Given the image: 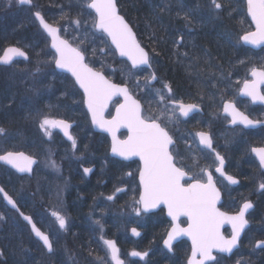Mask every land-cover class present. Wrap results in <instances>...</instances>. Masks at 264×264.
<instances>
[{
    "label": "snow or ice",
    "instance_id": "obj_1",
    "mask_svg": "<svg viewBox=\"0 0 264 264\" xmlns=\"http://www.w3.org/2000/svg\"><path fill=\"white\" fill-rule=\"evenodd\" d=\"M86 9L94 12L92 19L93 29L107 36L110 39L111 45L114 46L115 53L120 57L126 58L131 62L132 68L140 66L152 67V57L149 52L141 46L137 40L132 28L126 22L125 18L119 14L115 0H80ZM13 0H7L10 7ZM21 5L31 4V0H18ZM209 8L211 14L216 17H221L225 14L231 16V0H209ZM161 12L169 11L167 4L161 7ZM247 12L251 16L252 23L255 24V31H250L243 35L241 39L252 45L264 44V0H247ZM83 11L79 12L77 17L71 20V24L75 25V30L78 31L84 28L87 31V21L82 20ZM35 18L39 21L43 30L51 38V49L54 50L50 63L55 65V68L64 70L71 74L75 79V84L83 90L84 103L87 106L88 112L91 114V122L101 131L108 133L111 136V153L114 156L121 157L123 160H129L133 157H138L140 168L138 169V189L139 198L133 197V210L137 216L142 213H147L153 209L160 208L161 205L167 209V215L172 220V228L167 233V239L164 240L165 246L169 251L173 250V241L178 237L186 236L191 241V252L187 259V264H221V259L213 255V252L232 254L233 249L237 247L241 233L249 225V220L246 214L250 209L254 208L253 203L245 201L234 215H229L220 210L217 205L220 202L221 193L216 187L212 174L207 173L206 181L196 179L190 176L188 171L182 166H178L176 157L179 152L172 150L175 141L170 135L167 124L173 117H189L190 113L201 111V104L197 102L186 103L184 99L177 98L173 86L170 82L162 81L153 71L148 76L144 77V85L137 83L136 87L154 89L153 95L155 103L159 109V115L145 117L144 108L140 99H137L130 92L127 85L116 84L106 78L102 71L96 70L94 67L86 63L87 49L73 47L68 39L61 37L62 28L45 20L44 16L36 11ZM180 16V13H177ZM187 27L192 26L191 10L183 13L181 17ZM61 20L65 19V15H61ZM58 23V22H57ZM65 32L67 29H63ZM102 39V37H101ZM184 35L180 34L178 39L173 41L176 48L175 55L188 58L192 63L189 68L196 71H201L199 67V57L190 56L189 52H180L184 44ZM156 42H159L157 40ZM97 49L93 48L92 54H96ZM103 51V49H100ZM153 52L159 55L155 49ZM113 53V54H115ZM40 53H37L39 56ZM208 56L209 53H205ZM17 57L29 60L27 52L19 47H8L3 49V54L0 55V65L13 66ZM49 63V61H44ZM40 63L39 61L37 62ZM243 63V62H241ZM104 65L101 64V68ZM209 68L212 65H208ZM41 71L37 66L32 76ZM251 80L243 81L241 92L252 98L253 101L259 100L264 102V93L261 91V86H264V68H252ZM213 80L211 87L216 88L220 81L227 79L221 71L217 79L216 74L212 73ZM159 83L160 88H154V84ZM237 83H240L237 81ZM226 87V85H225ZM30 91L34 89H29ZM213 97L215 93L212 94ZM115 97H122L123 102L117 101L115 115L111 118L105 117V112L109 104ZM203 95L200 100L203 101ZM15 103L14 96L9 97L7 107ZM223 111L227 116L231 117L232 124H243L245 127L253 126L259 121H253L243 113L237 111L235 105L231 102L223 103ZM39 126L44 131L45 135L51 137L50 129L59 128L69 141L73 150L77 148L76 139L72 136L69 129L72 125L63 119H53L47 114L40 112L36 113ZM123 128L127 130L125 139H120L117 136L118 131ZM6 129L0 126V137L6 136ZM199 138V143L206 148H212V138L206 132H197L195 134ZM251 151L259 158L260 166L264 167V147L252 148ZM215 159L219 161V166L216 167V172L230 183L237 184L239 181L224 172L225 159L219 153H216ZM0 162L10 165L20 173H31L32 165L36 161L23 151H6L0 155ZM52 167H56L55 162H51ZM85 174L92 171L91 168L83 169ZM129 177L135 179L132 172L127 173ZM259 188L264 190V183H260ZM4 190L0 188V192ZM117 192L124 191L122 188H117ZM13 208H16V203L11 197L5 194L4 197ZM108 200H113L114 196L109 195ZM19 211V209H17ZM23 219L32 225V231L43 242V246L49 253L53 252V244L48 235L40 231L32 222L30 216L24 215ZM61 229L66 228V218L58 212H53ZM180 217H186L187 227H181L178 223ZM3 219V217H0ZM95 223L100 225V220ZM225 224L231 226L232 233L230 238H226L221 229ZM103 232V226L100 227ZM132 234L139 236L140 233L136 228H132ZM103 244L107 251L104 257H98L96 264H109L108 257L110 256L111 264H124L120 258L119 249L115 241L104 239ZM256 248L264 250V241H259L255 245ZM91 255V252L89 253ZM4 255L0 251V258ZM132 257H139L143 260L148 256V253L133 250L129 253ZM239 264V262H237Z\"/></svg>",
    "mask_w": 264,
    "mask_h": 264
},
{
    "label": "trees",
    "instance_id": "obj_2",
    "mask_svg": "<svg viewBox=\"0 0 264 264\" xmlns=\"http://www.w3.org/2000/svg\"><path fill=\"white\" fill-rule=\"evenodd\" d=\"M68 1L69 0H32L33 6L32 9H30L19 7L15 0H13V3L10 7L7 4V0H0V53L4 47L8 45H15L26 49L30 57L29 62L26 64L17 63L9 68L0 67V126L6 129L7 134L5 137H9L11 140L9 143H5L4 141L0 146V151L23 150L36 156V151L28 146L29 143L26 142L25 139L34 137L38 138V140L41 142L42 138L44 139V132L39 126L38 119L35 117V120L34 118L32 120L34 124H31L32 126L29 128V131L26 130L27 122L29 123L30 121H23L24 118H22V115H29V113H34V115H36L37 112H40L42 114L49 115L51 118L63 117L65 119L75 120L77 121L79 127H85L92 136L97 138L100 137V135H94L91 133L88 119L82 108L81 95L73 85L70 78L65 75L57 74L52 69V63H50V53L47 49L46 40L31 16L32 10H38L43 14L47 21L53 24H59V18L53 13L57 11V4L59 2L66 6ZM116 1L121 15H123L131 25L138 37V40L147 49L150 56L152 57V64L157 76L162 81L170 82L173 86L175 95L184 99L185 102L201 101L200 96H205L208 87L212 83L217 82L211 78L212 73L216 74L217 79L219 78L221 71L227 78L236 75L231 73L236 70V63L242 61L243 57L247 59L244 60V62H246L244 68L250 67L251 64L264 68V50L256 53V56H260L258 58L253 56L249 50L242 47L239 42L240 36L251 29L245 15V6L242 0H231V16L227 14L221 17L215 16L213 18L208 16L206 20L209 22L210 27L205 29L202 28L205 26L193 25L198 29L187 27L184 20H170V17L165 16L164 13L160 11L162 3L153 2L152 0H147L152 3L150 8L148 7L146 10L139 9V15H141L142 21L144 23V29H140L137 27V23L135 21L137 10L133 12L131 10V4L127 5L126 0ZM195 6L196 10L205 13V3L203 0H198ZM187 8V10L185 9L186 11L191 10L192 24L196 20L199 22L202 21V19L196 17L195 9L192 10L190 7ZM17 12L20 13V15H18ZM206 20H204L205 23ZM160 25H170L172 28H174V30H178L180 32H185L186 30L190 31L189 34L191 36V40L188 42L184 41L186 46L181 47L179 51H187L189 52L190 56L199 57V67L202 69L201 71H196L192 68H189V64L192 63V61H190L188 58L183 56L177 57L175 55L176 48L173 43L174 40L172 41L173 37L164 39L161 36L159 30ZM157 40H159V42H156ZM168 40L172 41V43L170 42L168 45H166L165 43ZM153 49H155L159 55H156L153 52ZM37 53H40V55L37 56ZM205 53H209V55L205 56ZM46 57H49V60H47L49 63L44 62ZM38 61L43 65L40 63L38 64ZM209 64L212 65L211 68L208 67ZM37 66L40 67L41 71L36 73L35 76H32L31 73L35 72ZM25 73L29 74L31 79L40 78V81L35 82L33 91H30L29 87L26 89L24 85L21 87V89L17 87L20 77H24L23 74ZM51 75L55 78L54 80L49 79V76ZM237 77H234L233 80H235ZM114 81H118V79L114 78ZM225 81L227 82L226 79ZM203 87H206V93L203 92ZM23 94H28V99L23 97ZM11 96H14L15 103H13L11 107H7L6 105L8 99ZM69 113H80V116L75 115V117H70ZM18 134L22 138H19L17 136ZM4 140H6V138H4ZM104 141L105 138L101 136L99 146L103 149L100 150V155L96 157L97 159L94 158V152L86 153L82 150L81 146H79L80 151H77L78 154L73 152L75 157L78 155H81L82 157V159L80 158V161L78 159L77 163L86 161L90 165L94 164L97 166L94 175L88 181L84 180L81 172H79V180L83 186L94 185L97 198L99 197V192L105 189L99 197L101 200L109 191L108 177H97L98 171L101 169V160H108V156L104 149ZM113 167L114 166H112V168ZM108 168H110V166H108ZM104 171L108 172L107 164L104 166ZM5 178H8L9 182L11 181L15 184L27 183L30 182V180L32 181V179L28 180V178L19 177L10 170L0 166V185L14 198L18 207L24 211V213L31 215L37 226L44 231L43 224L34 216L33 211L22 204L21 199L23 195L20 193L19 196V190L17 191L11 189L9 182H7ZM77 182L78 179L76 181L73 180L72 183L78 186ZM78 190H82L80 189V186H78ZM82 192L83 196H85V199L83 202H80L81 204L86 200V195L83 190ZM119 200L120 199L117 200V205ZM114 207L117 208V206ZM256 210L262 211V215L264 216V200L261 203H258ZM0 211L5 212L6 215H10V217L14 219L13 224L16 223L15 228L21 227L23 230V237L25 235L27 238V240L24 239L25 243H23V245L20 247L22 250L21 258L27 251V242L31 241L37 247H39L42 254L45 255L44 257L46 261L43 263L39 261L38 264H52L48 260L53 258L56 249L54 248V252L51 255L44 253L45 251L41 248L39 243L35 241L30 235L27 226L18 219L14 212L8 210L4 206L1 198ZM73 216L76 215L73 214ZM69 217L71 216L69 215ZM84 218L91 220L89 215L85 216ZM106 218H111V215H106V217L101 220L102 223ZM47 222L50 223L51 221L47 218ZM164 222V217L159 213L146 217V222L144 224L137 225L142 229L144 236L137 241L128 237L126 232L125 235L124 231H121L120 229H118L116 233L104 232V235L105 237H109L115 241L122 256H124L126 252H131L133 250L143 252L147 249L150 250V246H160L161 239L165 232V227L163 225ZM2 226L3 229H9L7 226ZM97 227H99V225H97L95 222H92L91 220L86 231L88 240L83 241V238H79L81 242L83 241L82 243L88 249L89 253L91 252V257L95 262L97 261L98 257L103 255L104 248L99 239L100 233H98ZM55 231L58 234V237L61 238L68 239L72 235H76L75 231L73 230V225H69V220L65 229L58 227ZM4 232L5 230L3 232L2 229L0 230V234L3 235ZM258 236V238H264V234H259ZM6 241H9V239L6 238L4 241L0 240V247L4 248ZM159 248L161 249V247ZM161 252L163 256L160 264H175V262L184 264L185 255L182 253V256L180 254L170 256L167 255L162 249ZM174 256L178 257L179 259H173ZM261 257L264 258V255ZM6 261L7 260H5V262ZM69 261L71 264H76L74 260L70 259ZM53 264L58 263L53 262ZM148 264H152V258L149 260Z\"/></svg>",
    "mask_w": 264,
    "mask_h": 264
},
{
    "label": "rangeland",
    "instance_id": "obj_3",
    "mask_svg": "<svg viewBox=\"0 0 264 264\" xmlns=\"http://www.w3.org/2000/svg\"><path fill=\"white\" fill-rule=\"evenodd\" d=\"M203 1L205 3L204 10L206 11V13H208V16H210V18L215 17L214 15L211 14L210 8L208 6L209 1L208 0H203ZM176 2L180 6H182V3L180 2V0H177ZM70 3H71L70 8H63V10H61L60 12H58V9H57V11L53 13L55 16L59 18L60 23L57 24V26L62 28L61 36L64 39H68L69 42L74 47H78L81 49H87L86 62L90 66H93L99 71L104 72L109 79L114 80V78H116L118 79L117 82L128 85L132 93L135 96H137L138 99H140L143 105V108H144L145 117L159 115L160 114L159 109H158L157 104L155 103V98L153 95L154 89L145 88V87H141V88L136 87L137 83H139L141 86L144 85L145 83L144 77L148 76L146 71L132 70L129 68V66L126 63L122 61H118L115 57V54H113L112 49L108 45L106 38L103 37L101 34H98L94 31L92 27L93 16L88 11V9L85 8L84 4L81 3L80 0H71ZM81 11H83L84 14L80 18L82 20L87 21V31L84 28H81L78 31H76L75 25L71 24V20L76 18L78 13ZM62 14L65 15V19L63 20L60 19ZM63 29H67V31L65 32ZM93 48L97 49L95 55L92 54ZM100 49H103V51H100ZM257 56L258 58L260 57L259 55ZM47 60H49V57L48 58L46 57L45 61ZM40 64L43 65L42 63ZM101 64L104 65L103 68H101ZM252 67H250L248 71ZM23 75L24 77L21 76L17 83V87L19 89H21L23 85L25 86L26 89L27 87H29V89H33L35 82L40 81V78L31 79L29 74L27 73ZM49 79L54 80L55 78L51 75L49 76ZM237 81L242 82V79L234 80L235 83H237ZM160 87H161L160 84H154V88H160ZM203 92L206 93V87H203ZM22 96L28 99V94L27 95L23 94ZM210 97H211L210 95H207L205 97L204 102L207 105L211 106L209 108L214 113L213 114L209 113L208 116L216 117V115H218V113H215L216 111L215 105H216L217 99L216 97H211V98ZM73 104H74V101H73ZM116 104L117 102L113 103L111 109L109 110L107 114L108 117L111 115L112 109L116 106ZM75 115L80 116V113H69L70 117H75ZM34 117L36 118V115H34V113H29V115H26V114L22 115V118H24L23 121L25 120L30 121L29 123L27 122L26 130L29 131V128L32 126L31 124H34L32 121ZM53 119H57V117H54ZM58 119H62V118H58ZM184 126L185 125L181 123L180 119L173 117L172 120L168 122L167 129L170 128L173 130L177 128V130H180V128H184ZM49 131L51 132V137H49L48 135H45L44 133V139L42 138L41 142L38 140V138H34V137L25 139L26 142L29 143L28 146L34 151H36L35 154L39 158L40 164L35 170L33 177L30 178L32 179V181L28 179L30 180V182L17 183L16 185H17V191L19 190L18 192L19 196H20V193L22 194V191H24L22 194L23 195L22 199H21L22 204L26 206L27 208L31 209L32 211H33V205L39 208H42V203L44 201L51 202L50 206L44 212L38 211L37 216L35 215L34 211L33 213H34V216L43 224L44 231L47 233L53 234V233H56L55 230L58 228L59 223L56 219L50 220L49 214H52L55 211L66 218V213L60 207L57 206L58 200H59V192H63L64 190L63 185L66 184L67 180H70L71 178L70 176L65 177L64 175L69 174L71 176H74V172L67 171L63 163L70 162L72 160H74L76 163L78 159L80 161V158L82 159V157L81 155L80 156L78 155L77 156L78 158H77L73 155V152L75 154H78V152L80 151L79 146H77V148L73 150L72 146H67L59 139L55 129H50ZM227 133L226 134H227L228 141L232 143L237 137L238 133L237 132H227ZM17 136L19 138H22L19 134ZM120 136H124V134H121ZM4 138H6V140H4ZM98 138H99L98 140L99 143L94 148V158L99 156L100 150L103 149L98 146L101 141V136ZM187 138L193 144L192 149L186 148V142L182 143L183 149L181 151L180 156H178V159L177 157L176 159H177V162L179 163L186 162L187 164H190L191 166L196 167L198 164H200V162L198 160L199 156L197 155L198 153L197 144L193 141L194 132L192 133L190 132ZM4 141L5 143L11 142L9 137H0V146L2 145ZM1 152L3 151H0V153ZM202 158L204 159L203 156ZM52 161L55 162L56 167L51 166ZM105 164H106L105 161L101 160V169L98 171V174H97L98 178H103V176H106L109 178L111 176V172L104 171ZM74 165L75 164H72L73 169H74ZM133 167L135 166L130 167V170L132 168V171H134L135 173L136 168H133ZM5 180L9 182L8 178H5ZM22 185H23V188H22ZM129 189L130 191L124 197L118 196L117 198H114V201L112 202H108V199L105 197L102 200H99V204L97 205L99 207L96 206V208H94L90 214V219L92 220V222H95L96 220H100V223H102L101 220L103 219L104 216L111 215V217L113 216L115 218V221L117 225L119 226V229L121 231H124V234L126 232L127 235H128L129 227L134 226V224L135 225L144 224L146 222V217L143 214H141L140 216H137L133 210V206H134L133 197L137 199L138 192L136 193L135 181H132L131 179H129ZM25 196H28V197H25ZM118 199L120 200L117 205ZM114 206H117V208H115ZM262 214H263L262 211L255 209L254 212H252L250 215V216H253L252 217L253 219L250 220L251 224H252V220H255L256 223L257 221L263 222L264 216ZM0 217H3V219H0V230L2 229V232L5 230L3 235L0 234V240L4 241L6 238L9 239V241L5 242L4 248L0 247V251H3L4 253L3 257L0 258V264H19L22 260L21 258L22 250L20 249V247L23 245V243H25L24 239L27 240V238L25 235L23 237V230L21 227L15 228L16 223L13 224L14 219L10 217V215H6L5 212L0 211ZM47 218L51 221L50 223L47 222ZM67 223L68 221L66 219V224ZM2 225L7 226L9 229L10 228L11 229L10 230L3 229ZM255 228L256 229H254V227L251 226L250 229L244 234L242 244H241V249L239 251L235 252L228 259L222 258V257L218 258V259L222 258L221 264H234L237 262H239V264H251V261H250L251 254H255L256 256L260 254V253H257L255 250L251 249L254 236L256 235V230H257V227ZM101 236H103V238L106 239L104 232L100 231L99 239L102 243L103 240L101 239ZM103 247H104L103 255L101 257H104L105 252L107 251L104 244H103ZM129 253L130 252H126V254L122 256L120 252V257L122 259H127L128 262H137L138 264H147L146 263L147 260L145 258L141 260L139 257L130 256ZM175 258L179 259L178 257L174 256L173 259ZM68 259L73 260L72 257H68ZM108 259H109V264H111L110 256L108 257ZM5 260H7L8 262L7 261L5 262ZM158 264H160V262ZM175 264H179V263L175 262Z\"/></svg>",
    "mask_w": 264,
    "mask_h": 264
},
{
    "label": "flooded vegetation",
    "instance_id": "obj_4",
    "mask_svg": "<svg viewBox=\"0 0 264 264\" xmlns=\"http://www.w3.org/2000/svg\"><path fill=\"white\" fill-rule=\"evenodd\" d=\"M254 55V54H253ZM252 66V64H251ZM249 67H246L245 70L238 74V77L235 79H242V82L235 83L232 76L227 78L228 86L224 89L222 95H216V111L218 113L216 117L208 116L209 113L213 114L214 112L209 108L210 105H207L204 101H196L201 104V112H195V114L191 115L188 119L182 120L180 117V121L184 124V128H180V130L170 129L168 131L171 133L175 144L172 150L174 152H179L183 149L182 143L186 142V148L192 149L193 144L187 138L190 132H194L193 141L197 144L199 156V162L196 167L191 166L190 164L179 163L178 166L184 167L188 173L196 179H203L207 177V171H209L213 180L215 181L217 187L219 188L222 194V204L221 208L227 212H236L241 204L245 201H251L255 205V209H257V204L251 196L258 195L262 196L264 194V190L259 188L260 183H264V171L261 169L257 159L253 155L251 149L252 148H260L264 147V126H261L256 129H246L242 126L235 125L232 127L227 126L229 123V119L223 115V103L226 101H231L235 107L249 117V119L253 121H264V107L253 105L249 99L242 98L239 95L241 85L245 79H249ZM241 77H240V76ZM240 84V86H239ZM233 90V92H232ZM264 93V88L262 89ZM177 97V96H176ZM179 98V97H177ZM188 103V102H186ZM212 111V112H211ZM79 129V128H78ZM206 132L210 134L212 138V148L211 151H207L202 149L199 146L198 139L196 137L197 132ZM227 132H237V137L235 140L230 143L227 138ZM227 133V134H226ZM222 135V136H221ZM73 136L77 141V145H80V137L78 135V131L76 127L73 132ZM183 137V138H182ZM105 148L106 153L108 155L109 142L105 138ZM194 149V148H193ZM216 153H219L224 157V172L226 175H230L237 179L239 182L235 186H230L224 178L217 175L215 173V169L218 166V161L215 159ZM177 156V159H178ZM204 157V159L202 158ZM176 159V160H177ZM107 164V170H109L112 166L111 176L108 178L109 183V191L106 193L105 197L109 195L117 198L118 196H125L129 191V179L130 177L127 173L131 172L130 163H124L119 160L108 157V160L105 161ZM112 165V166H111ZM110 166V168H108ZM97 166L95 165V171ZM94 175V174H93ZM117 188H122L124 191L117 192ZM139 189L136 185V192ZM114 201L111 200L108 202ZM163 215L164 213L161 212ZM253 216H249L251 220ZM50 219H56L55 216L49 214ZM66 219L68 221V216L66 215ZM184 224V223H183ZM164 227L169 228L170 223L164 222ZM142 230V229H141ZM167 231V230H166ZM143 233V231H142ZM166 234V233H165ZM143 236V235H142ZM165 236V235H164ZM258 234L254 236L252 249L257 253L264 254V250L258 249L255 247V243L257 241H264V238H258ZM142 238V237H141ZM164 238V237H163ZM243 237L241 239L242 244ZM161 244V242H160ZM190 247L186 241H180L173 245V254H183L188 255Z\"/></svg>",
    "mask_w": 264,
    "mask_h": 264
},
{
    "label": "bare ground",
    "instance_id": "obj_5",
    "mask_svg": "<svg viewBox=\"0 0 264 264\" xmlns=\"http://www.w3.org/2000/svg\"><path fill=\"white\" fill-rule=\"evenodd\" d=\"M152 1L161 2L162 6L167 4L169 7V11H165L163 13L165 16L170 17L171 18L170 20H173V21H176V20L182 21L183 19L181 17L183 16V13L186 12V10L188 9L187 7H190L192 10L195 9L196 17L202 19V21L201 22L197 20L194 21L190 28L198 29L195 26H205V27H202L203 29L210 27L209 22L206 20V18L208 17V13H206V11L205 13H202L201 11L196 10L195 4L198 2V0H180V2L182 3V6H180L176 2L177 0H152ZM70 2L71 0L67 2L66 6H64L62 3L59 2L57 4L58 12L63 10V8H70L71 7ZM126 2H127V5L131 4V10L133 12L137 10L136 20H135L137 23V27L140 29H144V23L142 21V17L141 15H139V9L146 10L148 7L149 8L151 7L152 3L147 0H126ZM178 12L180 13L179 17L177 16ZM17 14L20 15V13L18 12ZM204 20H206V23L204 22ZM159 30H160L161 36L164 39L173 37L172 39L173 41L175 39H178L180 34H183L185 38L184 41L188 42L191 40V36L189 34L190 31L188 30H186L185 32L184 31L180 32L178 30H174V28H172L170 25H164V26L160 25ZM172 41L168 40L166 41L165 44L168 45L170 42L172 43ZM245 59L246 58L243 57L242 61H239L238 63H236V70H234L231 74H241L245 70L244 68L246 65V62H244ZM225 85L226 87L228 86L227 82L223 80L218 83V86L216 88L209 86L206 94L210 95L211 97H213L212 95L213 93H215L214 97H216V95H222L224 92V89L226 88ZM207 95L204 96V99ZM78 135L80 137V146L82 147V150L86 153L94 152V148L99 143L98 141L99 139L95 136H92L85 127H79ZM63 164L66 167L67 171L74 172V176H71L69 174H66V176L64 175L65 177L70 176L71 178L70 180H67L66 184L63 185L64 186L63 192H59V200H58L57 206L60 207L66 213L68 217L69 215L71 216L68 218L69 225L70 226L71 224L73 225V230L75 231L76 235L75 236L72 235L70 238L67 239V238L58 237L57 233H53V234L48 233L50 237L52 235L51 239H52L53 249L54 248L56 249L55 254L53 255V258H51L48 261H50V263L52 264L53 262H56L58 264H71L70 261L68 260V257H72V258L74 257L73 260L76 264H96L93 258L91 257V255L89 254L88 249L82 243L83 241L88 240V235L86 234V231H87L88 224L91 221L84 217L87 215H89L90 217L91 211L94 209V207L96 208V206L99 204V200H101L99 199V197L104 192L105 189L99 192V197L97 198L95 194L94 185H90V186L82 185L81 181L79 180V172L81 170V167H86L89 164L86 161L82 163H77V162L75 163V161L72 160L70 162H65ZM72 164H75L74 169L72 167ZM111 171H112V167L108 170V172H111ZM77 179H78V182H77L78 186H80V189H82L86 195V200L82 204L80 202L84 201L85 196H83L82 190H78V186L72 183L73 180L76 181ZM84 180L88 181V179L86 178H84ZM9 184H10L11 189L17 190V185L14 182L10 181ZM22 188H23V185H22ZM23 192L24 191H22V194ZM28 196H25V197H28ZM251 198L256 203H261L264 200V194L262 196L253 195L251 196ZM50 204L51 202L44 201L42 203V208H39L34 205L33 211L35 212V215L37 216L38 211L44 212L45 210H47ZM73 214H75L76 216H73ZM104 220L105 221H103V223H100L99 225L100 227L101 225L103 226V232L116 233L118 231L119 226L114 221L115 220L114 217L106 218ZM263 220H264V217H263ZM100 227H97L98 233H100L101 231ZM252 227H254V229H256L255 227H257L256 233L258 235L264 234V221L263 222L257 221L256 223L255 220H252ZM79 238H83L84 240L81 242ZM27 244H28L27 251L26 253H24L22 260L19 264H38L39 261H41L42 263L46 261L44 257L45 255L42 254L39 247H37L31 241H28ZM159 247L161 246H158V245L150 246V250L149 249L145 250L148 253V256L145 257V259L147 260L146 261L147 264L149 263V260L151 258H152V264H158L160 262L163 255ZM262 255L264 254L263 253L258 254L257 256L255 254H251V258H250L251 264H264V258L261 257ZM123 261H124V264H138L137 262H128L127 259H123Z\"/></svg>",
    "mask_w": 264,
    "mask_h": 264
},
{
    "label": "water",
    "instance_id": "obj_6",
    "mask_svg": "<svg viewBox=\"0 0 264 264\" xmlns=\"http://www.w3.org/2000/svg\"><path fill=\"white\" fill-rule=\"evenodd\" d=\"M244 1H245V9H246V15H247V18H248V20L250 21V23H251V25H252V27H253V30H252V31H255V24L252 23L251 16L248 15V12H247V0H244ZM17 2H18V0H17ZM115 2H116V0H115ZM18 4H19V3H18ZM19 5H21V4H19ZM24 6H31V4H24ZM89 10H90V9H89ZM117 10H118V7H117ZM90 11H91V10H90ZM91 12H92V11H91ZM118 12H119V11H118ZM34 13H35V12H34ZM34 13H33V17H34L36 23L38 24V26H39V28L42 30V32L46 35V37L49 39V49L54 53V50L51 49V47H50V44H51V38H50V37L47 35V33L43 30V28L41 27L39 21L35 18ZM92 14L94 15V12H92ZM126 22H127V21H126ZM129 26H130V25H129ZM130 27H131V26H130ZM96 31H97V30H96ZM97 32H99V31H97ZM133 32H134V31H133ZM246 34H247V33H246ZM244 35H245V34H244ZM105 36H106V35H105ZM242 36H243V35H242ZM242 36H241V37H242ZM106 38H107V36H106ZM107 39H108V42H109L110 46L114 49V46L111 45L110 39H109V38H107ZM240 42H241V44H242L243 46L248 47V48H250V49H252V50H259L260 48L264 47V44H260V45H252V44L246 43V42H244L241 38H240ZM10 47H15V46H10ZM7 48H8V47H7ZM114 51H115V49H114ZM2 54H3V52H2ZM2 54H1V55H2ZM116 56H117V58L120 59V60H125V61L130 65V67H131V62H130V61H127L126 58L120 57L118 53H116ZM18 60H19V61H25L23 58H20V57H17V58L15 59V61H18ZM0 66H5V65H0ZM53 66H54V68H55V65H54V64H53ZM131 68H132V67H131ZM138 68H146V69L151 70V68H148L147 66H140V67H138ZM132 69H134V68H132ZM135 69H137V68H135ZM55 70H56L57 72L64 73V74L68 75V76L73 80V82L75 83V79H74V77L71 76L70 73H68V72H66V71H64V70H61V69H57V68H55ZM106 78H107V77H106ZM249 78L252 79L250 73H249ZM153 83H154V82H153ZM75 85H76V84H75ZM76 87L80 90L81 94L83 95V90L80 89L78 85H76ZM262 87H264V86H261V88H262ZM242 88H243V85H242L241 89H242ZM239 95H240L241 97H244V98L249 99V100L251 101V103L254 104V105H261V106L264 107V102H261V101H259V100L253 101L251 97L244 95V94L241 92V90H240V92H239ZM116 99H119L121 103L123 102V98H122V97H115V98L113 99V101L116 100ZM113 101H112V102H113ZM112 102H111V103H112ZM111 103H110V104H111ZM110 104H109V106H108V109H109V107H110ZM83 106H84V109H85V111H86V113H87V115H88V117H89V121H90V124H91L92 130H93L95 133H101V134H104V135L107 136V138H108V140H109V142H110L109 155H110L111 157L115 158V159H118V160H120V161H124V162H130V161H133V160H137L138 163H139V168H140L141 164H140V161H139V158H138V157H133V158H131V159H129V160H123L121 157L114 156V155L111 153V136H110L108 133L101 131L99 128H97L95 125L92 124V122H91V114L88 112L87 106H86V104L84 103V98H83ZM117 106H118V105H117ZM117 106H116V107H117ZM116 107H115V108H116ZM108 109H107V111H108ZM107 111L105 112V115H106ZM199 112H200V111H199ZM194 113H195V112L190 113L189 116H191V115L194 114ZM112 115H115V109H114ZM223 115L227 116V115L224 113V111H223ZM227 117H228V118L230 119V121H231V117H230V116H227ZM110 118H111V117H110ZM182 118L185 120L187 117H182ZM66 122H68V121H66ZM68 123H69V122H68ZM70 124H71L72 126H74V123H70ZM235 125L242 126V127L246 128V129H254V128H257V127H260V126H264V121H260L259 123L255 124V125H253V126H248V127H245L243 124H239V123H237V124H232V123L230 122V124H229L230 127L235 126ZM56 129L58 130V132L62 135V137H63L65 140L69 141V140L67 139V137L64 135V133H63V131H62L61 129H59V128H56ZM70 130H71V128L69 129V131H70ZM121 132H125V133H126V136H127V130H126V129H123V128H121V129L118 131L117 136H118L119 133H121ZM125 138H126V137H125ZM125 138H124V139H125ZM197 138H198V137H197ZM70 142H71V141H70ZM198 142H199V138H198ZM199 144H200V143H199ZM200 146H201L202 148H204V149H208V148H206L204 145H201V144H200ZM208 150H210V149H208ZM252 153H253V152H252ZM3 154H4V153H3ZM1 155H2V154H1ZM26 155H27V154H26ZM253 155L255 156V158L257 159V161H258V163H259V165H260L259 158L256 156L255 153H253ZM32 158L36 161V163L32 165V171H33V168H34L35 165L37 164V159L34 158V157H32ZM0 164L6 166V167H8V168H10L11 170H13L15 173H17V174L20 175V176H24V175H26V176H31V175H32V172H31V173H20V172H18L16 169L12 168L10 165L4 164L3 162H0ZM84 168H91L92 171H91L90 173H88V174H85L84 171H83ZM261 169L264 171V167H261ZM94 170H95V166H94V165L89 166V167H81V171H82V173L84 174V176H85L87 179L90 178V176H91V174L93 173ZM215 173L218 174V175H220V173L216 172V170H215ZM223 178H224V176H223ZM224 179H225V178H224ZM225 180H226V179H225ZM226 181H227V180H226ZM137 182H138V184H139L138 174H137ZM227 182H228V181H227ZM228 183H229V182H228ZM229 184H230V183H229ZM230 185L234 186V185H236V184H230ZM0 188H2V187L0 186ZM2 189H3V188H2ZM3 190H4V189H3ZM5 194H7V196L11 197V196H10L5 190H4L3 192H0V197H1V200H2L3 204H4L7 208H9V209H11V210H13V211H16V212L18 213L20 219H21V220H22V221L28 226V229H29L30 234L32 235V237H33L36 241H38V242L40 243V245L46 250L47 254H50V253L47 251V249L43 246V242L40 241L39 238H38V237L35 235V233L32 231V225L28 224V222L25 221V220L23 219V216H21V214H20V213H22V212H20V210L17 211L18 207L13 208L12 205L9 204L8 201L4 198V197H5ZM138 198H139V196H138ZM11 199L14 201V199H13L12 197H11ZM221 201H222V199L220 198V202H219V204L221 203ZM14 202H15V201H14ZM219 204L217 205V207L219 206ZM16 206H17V205H16ZM161 208L164 209V216H165V218L171 223V226L169 227V229H168V231H167V233H169V232L171 231V228H172V220H171V218L167 215V209H166L165 206L161 205L160 208L153 209V210H151V211H149V212H147V213H143V214H151V213L157 212V211H158L159 209H161ZM251 210H252V209H250L249 212H250ZM234 214H235V213H234ZM234 214H229V215H234ZM24 215H25V214H24ZM246 215H247V214H246ZM27 216H28V215H27ZM182 219L186 220V217H180L179 221L182 220ZM179 221H178V223H179ZM32 222H33V220H32ZM33 223H34V222H33ZM34 224H35V223H34ZM35 225H36V224H35ZM180 226H181V225H180ZM248 226H249V225H248ZM248 226H247L246 228H248ZM36 227H37V225H36ZM181 227H187V223H186L185 226H181ZM37 228H38V227H37ZM132 228H136V227H131V228L129 229V236H130L131 238H133L134 240H138V239L142 236V232H141L139 229L136 228V230L140 233V235H139V236H134V235L132 234ZM246 228H245V230H246ZM38 229H39V228H38ZM225 229H228V230L230 231V235H229V236H226V235L224 234V230H225ZM39 230H40V229H39ZM245 230H244V231H245ZM40 231H41V230H40ZM244 231L241 233L240 239H241V237H242ZM42 232H43V231H42ZM221 232L223 233V235H224L226 238H230V237H231V233H232L231 226L228 225V224H225V225L223 226V228L221 229ZM43 233H44V232H43ZM45 234H46V233H45ZM46 235H47V234H46ZM165 239H167V234H166L165 238L163 239V241H162V243H161V246L163 247V249H164L165 251L171 253L172 251H169L168 248H167V247L165 246V244H164V240H165ZM180 240H185V241H187V243H188L189 246H190V252H191V241H190V239H189L188 237H186V236L178 237L176 240L173 241V244H175L176 242H178V241H180ZM257 242H259V241H257ZM257 242L255 243V245L257 244ZM238 246H239V242H238L237 247L233 249V252L238 248ZM258 249H260V248H258ZM232 254H233V253H232ZM232 254L217 253V252H215V251L213 252V255H215V256H216V255H223V256H226V257H230ZM189 256H190V253H189ZM189 256H188V257H189ZM187 259H188V258H187ZM210 263H211V262H209V264H210ZM186 264H187V260H186Z\"/></svg>",
    "mask_w": 264,
    "mask_h": 264
}]
</instances>
